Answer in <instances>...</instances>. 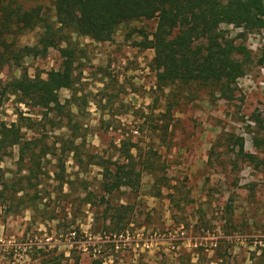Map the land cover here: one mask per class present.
<instances>
[{
    "label": "rangeland",
    "instance_id": "374dc122",
    "mask_svg": "<svg viewBox=\"0 0 264 264\" xmlns=\"http://www.w3.org/2000/svg\"><path fill=\"white\" fill-rule=\"evenodd\" d=\"M5 5L41 7L35 28L8 42L34 45L58 25L53 0H0ZM155 27L156 19L141 18L99 40L72 34V88L59 90L48 109L14 95L4 102L0 120L18 125L35 152L23 162L17 146L0 156V264H264V63H256L264 29L219 26L251 55L226 99L213 84L166 80L149 47ZM61 61L50 48L20 67L0 62V79L23 71L45 78ZM123 142L135 146L140 178L137 190L121 186L106 195L111 205L128 201L133 210L126 229L111 232L83 198L89 193L100 203L97 162L118 160ZM57 163L71 182L68 195V185L60 193ZM27 168L45 196L34 213L18 202L22 192L10 195Z\"/></svg>",
    "mask_w": 264,
    "mask_h": 264
},
{
    "label": "trees",
    "instance_id": "16d2710c",
    "mask_svg": "<svg viewBox=\"0 0 264 264\" xmlns=\"http://www.w3.org/2000/svg\"><path fill=\"white\" fill-rule=\"evenodd\" d=\"M53 5L58 25L41 32L34 45H17L8 42L6 36L35 28L41 7L22 9L5 5L0 8V62L20 67L25 57L44 58L50 48H56L62 58L60 66L49 70L45 78H31L23 71L17 78L0 79V109L11 95L25 105L48 109L59 90L71 89L74 84L77 48L73 46L72 34L99 40L120 25L141 18L156 19L149 47L154 51V60L162 64L168 82L213 84L220 96L230 99L232 85L247 71L251 55L244 45L221 35L219 26L224 23L245 25L251 30L264 29V0H53ZM63 43L66 46H62ZM256 63H264V49ZM32 144V140L24 139L18 125H7L0 120V156L17 146L19 161L23 162L28 152L30 158L35 152ZM134 147V144L125 146L123 142L118 160L99 158L103 192L100 203L92 202L89 193L83 198L84 204L91 206L93 218H105L104 226L111 232L124 231L133 212L128 201L111 205L106 195L111 196L121 186L129 191L137 190L140 170L136 168L138 155L133 154ZM41 151L43 156L49 153L45 148ZM55 167L60 193L64 185H68L65 195L70 194L71 182L65 178L64 167L60 163ZM27 171L19 181L21 186L10 195L22 192L17 197L18 202L34 213L41 210L40 205L45 206V196L38 188V176L30 169ZM26 183L29 188L23 186ZM7 185L4 181V191ZM28 189H33V197L29 196ZM48 218L55 216L51 214Z\"/></svg>",
    "mask_w": 264,
    "mask_h": 264
}]
</instances>
